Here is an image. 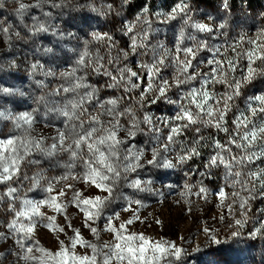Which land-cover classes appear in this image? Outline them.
I'll list each match as a JSON object with an SVG mask.
<instances>
[{
    "label": "rangeland",
    "instance_id": "obj_1",
    "mask_svg": "<svg viewBox=\"0 0 264 264\" xmlns=\"http://www.w3.org/2000/svg\"><path fill=\"white\" fill-rule=\"evenodd\" d=\"M138 1L65 0L60 7L45 4L43 8H31L21 19L17 15L18 3L3 0L0 29L8 31H0V88H10L13 92L0 94V112L4 117H11H0V139L24 137L28 126L17 127L15 119L22 114L32 115L30 135L42 138L46 147L53 144L59 133L67 134L69 121L60 114V109L74 94L52 93L67 86L59 74L70 72L81 54L88 51L86 60L95 61L99 55L103 65L100 72L92 67L77 72L90 88L96 89L95 98L86 105L88 114L96 115L99 105L109 99L118 100V111L130 109L135 114L132 118L141 122L140 131L132 138L124 131L118 133L119 138L125 141L120 145L123 149L121 156L128 149H134L142 152L143 157L140 167L127 172L121 167V175L116 181L106 182L111 188L109 194L87 179L86 165L91 156L86 147L82 158H73L68 151H56L52 156L33 151L22 162L20 175L11 182V186L17 189L16 193L0 201V264H39L43 254L38 249L43 248L55 256L62 246L68 257L65 264H73L72 255H94L88 244L99 249L105 243L117 242L115 234L105 230L109 225L117 229L124 225L125 235H142L153 244L174 245L181 250L179 256L172 252L160 255L149 251V257H158L150 264H264V188L249 176V173H259L264 169V156L259 155L262 141L258 140L248 150L258 155L251 161L244 160L241 165L233 164L231 172L222 164H210L211 158L219 151L217 143L231 149L230 153L222 155H245L235 147V143H229L230 140L240 142L239 136L247 130L238 128L235 121L247 117L251 121L249 128L264 125V113L259 111L261 105L255 99L264 95V62L257 59L252 65L257 74L250 82L245 81L249 67L246 52L257 47L260 42L258 34L264 33V0H227V6L225 0ZM23 2L33 4L35 0ZM181 2L187 5V15L193 22L206 24L212 31L200 32L186 25L184 14L174 20H165V15L171 14ZM53 3L59 4L60 0H53ZM34 17L45 22L49 31L33 35L29 29L35 23ZM144 19L149 23H144ZM129 24L135 26L133 33H127ZM182 30L184 39L181 44ZM94 33L107 34L111 42L93 40ZM145 33L146 47L133 53L130 37ZM191 36H195V40ZM200 42L203 44L196 51L192 67L186 74L195 75L197 79L179 88L171 87L164 98L156 99L158 92H148L149 76L141 70V64L155 63L159 54L168 50L171 55L153 79L155 85L165 80L169 85H175L177 47L181 48L179 56L183 60L182 49L190 47L196 50V44ZM237 44L240 46L234 49ZM49 48L51 52L45 51ZM217 48L219 53H215ZM225 51L228 58L235 59L236 71L229 74L230 79L241 82L240 94L230 101L231 110L225 117L228 132L193 125L176 137V143H170V127L179 126V122H175V116L181 110L179 106L188 105L186 94L201 88V78L208 81L206 89L217 96L231 91L224 83L212 85L210 79L215 78L211 74L216 66L208 61L213 60L215 54V59L223 62ZM124 53L131 54L125 59ZM238 53L243 58H237ZM32 64L41 65L43 71L55 72L56 75L45 77L39 72L33 75ZM125 66L138 73L140 79L133 78V82L139 87L129 91L123 86L110 87L112 78L104 72L117 76V70ZM85 91L88 89H80L81 93ZM41 97L46 103L41 102ZM253 108L257 109L255 116L252 115ZM145 116L151 117V125L143 123ZM110 119L107 115L102 117L105 122ZM119 120L124 128L131 126L129 116H120ZM79 123V120L72 122L74 125ZM84 127H88L87 121ZM197 127L199 130H194ZM192 148L199 154L181 162L179 157L188 156ZM154 151H159L160 155L153 157ZM151 160L156 164L148 163ZM169 162L171 167L166 166ZM113 163L124 165L127 161L114 159ZM236 171L241 175L235 176ZM38 175L43 179L40 186H35L33 178ZM135 181L140 182V188L131 186ZM50 184L53 186L51 192L47 191ZM221 191L226 194L223 202ZM61 192L64 196H60ZM0 193H7V186L0 185ZM77 193L80 199H104L105 203L99 209L91 207L92 213L99 211L98 218L89 219L85 215L83 209L86 206L77 205L73 200ZM50 196L57 198L62 210L57 211L43 203ZM241 198L247 200L244 208L241 207ZM24 200L40 204L39 211L43 215L33 216L31 220L17 217L12 209L23 210ZM48 218H52V226ZM129 220L133 222L128 224ZM237 220L243 221V226L237 225ZM13 221L25 225L31 223L34 232L25 238L24 233L8 227ZM92 227L97 228L99 238L91 232ZM74 239H82L84 244L77 242L73 246ZM29 248L31 253L26 251ZM103 251L107 253L108 249ZM25 255L36 259L26 262ZM44 259H47V264H59L61 257ZM102 261L103 256L97 255V264H102ZM113 264L117 262L113 260Z\"/></svg>",
    "mask_w": 264,
    "mask_h": 264
},
{
    "label": "snow or ice",
    "instance_id": "obj_2",
    "mask_svg": "<svg viewBox=\"0 0 264 264\" xmlns=\"http://www.w3.org/2000/svg\"><path fill=\"white\" fill-rule=\"evenodd\" d=\"M18 3L17 15L23 18L24 14H26L31 8H43L45 4H51L52 7H60L63 5L65 0H60V3H53V0H35L33 4H25L23 0H15ZM124 3H127V0H123ZM225 6H227V0H225ZM0 7H3V0H0ZM111 10V6H108ZM187 5L183 2L176 5V7L172 10L171 14L165 15V20H174L178 15L184 14L185 24L195 28L200 32H211L212 29L206 24L193 22L191 17L187 15ZM147 9H145V13ZM45 16H48V13H44ZM164 15V14H160ZM35 23L29 29L33 35L38 33H43L49 31V26L46 25L45 22H41L39 18H33ZM140 18L138 17V20ZM144 23H149L147 19H144ZM220 27H223L221 25ZM134 25H127L126 30L127 33L134 32ZM4 33H7V29H0ZM17 36L19 33L16 34ZM260 37V42L257 43V47L253 50L247 51L246 56L249 61L248 74L245 77L246 82H250L253 77L257 74V69L252 65L255 63L257 59L264 62V33L258 34ZM181 44L184 39V31L182 30L180 33ZM7 38V37H6ZM191 39L195 40V36H191ZM132 40L131 48L133 53H135L139 48L146 47L144 43L147 40V34L130 37ZM93 40L108 43L111 42V37L107 34L101 35L99 33L93 34ZM139 41V42H138ZM248 43H255L254 41H248ZM203 42L196 44V50L190 47H186L182 49L183 56L185 59L181 60L179 53L181 52V48L178 46L176 49L177 55L174 57V62L176 65L177 75L173 77V83L177 88H179L182 84H190L193 80L197 79L195 75H186L188 73L189 68L192 67V60L195 59L196 51L202 46ZM240 45H234L233 48H238ZM163 47V46H161ZM45 51H48L46 49ZM220 49L217 48L215 53H219ZM171 55L168 50L159 54V58L155 63L152 64H141L140 68L142 71L148 73L149 81H148V92H158L159 96L155 97L156 99L166 97L167 92L170 90L169 83L167 80L163 81V83L159 85H155L154 77H156L159 73L160 66L166 64L167 57ZM88 51H84L81 54V57L76 62V67H73L72 70L61 72L59 75L62 79L67 82V86L54 90L53 95H60L62 93H72L73 98L68 99L63 108L60 109L62 114L68 119L69 126L67 130V134L59 133L56 138H54V142L50 146H45L42 138H32L30 135V129L33 124V117L31 114H22L16 117V126L22 127L23 125H27L28 128L25 129V135L23 138L17 139H0V185L7 186V193H0V201H2L5 196L12 197L14 193H16L17 189L11 186V182L20 175L21 172V164L25 161L26 157L31 155L33 151L41 152L47 156H52L56 151H68L73 158H82V153L86 147L87 152L90 154L91 159L86 165L88 171L86 173L87 179L93 183L97 188L101 191L111 193V188L108 187L106 182L114 183L116 179L121 175V167L125 172L134 171L137 167H140V160L143 157L142 152H138L134 149H128L127 153L121 156L123 149L120 148V145L124 144L125 141L120 139L118 133L124 131L127 133L129 138H132L136 135L137 132L140 131V121L132 118L134 117V113L130 109H126L124 111H118V100L109 99L105 101L103 104L99 105V111L96 115H90L87 112V103L91 102L96 96V89L90 88V86L84 82L83 77L77 75L78 71L83 70L87 67H92V69L96 72H100L103 65L100 63L101 57L97 55L95 61L86 60L85 57H88ZM224 61L214 59L208 61L209 64H215V69L211 76L215 78H211V84L215 85L216 83H224L229 86L231 89L230 92L221 94L217 96L214 92H211L206 89L205 85L208 81L201 78V88L200 89H192L190 92L186 94V99H188V105L181 104L180 111L175 116V122H179V126H171L170 127V135L168 136V141L170 143H176V137L182 134L183 130L189 128L193 125L203 126L205 128L215 127L219 131L228 132V128L225 127V117L227 113L231 110L230 101L234 98V96H238L240 94L239 89L241 88V82L235 81L234 78L230 79V73L235 72V59L227 57V51L224 53ZM237 58H243L239 53L237 54ZM119 59L118 57L116 58ZM41 65L32 64L31 70L32 74H39L48 77L55 76V72L51 71H43ZM118 75L113 76L111 72L105 71L104 75H108L112 78V84L110 87H118L123 86L126 91L136 89L139 87L138 84L133 82V78L137 80L140 79L138 73L133 71L130 67L125 66L117 70ZM43 87V84L41 85ZM80 89H88L83 93L80 92ZM13 90L10 88H0V94H12ZM143 99V97H141ZM255 99L260 103L261 107L259 109L260 112L264 113V95L257 96ZM41 102H45L44 97L40 98ZM214 102V103H212ZM169 103H172L169 100ZM110 106V107H109ZM192 106H194V110H192ZM257 109H252V115L255 116ZM111 117L110 121H103V116ZM120 116H129L130 119V127L124 128V126L120 123ZM0 117L3 118H11L4 117V113L0 112ZM79 120L80 123L78 125L72 124L73 121ZM88 122V127H84V122ZM143 123L152 124V119L149 116H145ZM238 128L247 129L239 136V141L236 142L234 140H230L229 143H235V147L237 149H241L245 155L242 156H226L222 155V153H230V148H225L223 144L217 143L216 147L219 149L217 155L212 157L210 160L211 165L222 164L226 169L231 172L233 168V164L241 165L244 160L251 161L258 154L255 152H249L248 150L253 147V145L259 140L261 143V152L259 155L264 156V125L253 126L249 128L251 121L245 117L242 120L235 121ZM79 129V130H77ZM194 130H199L197 127ZM106 149L107 151H105ZM167 147L165 148V151ZM7 153V155H5ZM199 153L195 148L189 150L188 156H180L179 159L181 162H184L186 159L191 158L192 155H198ZM153 157H157L160 155L159 151H154L152 153ZM124 160L127 161L126 164L121 165L119 163H113V160ZM148 163L156 164L155 160L148 161ZM166 166L171 167V163H167ZM235 176H240L241 173L236 171L234 173ZM250 177L255 178L261 188H264V169H261L259 173L252 172L249 173ZM43 179L42 176H37L33 178V183L35 186H40V180ZM61 179H66V177H62ZM133 187L140 188V182H133ZM245 187L247 185L245 184ZM53 190V186L50 184L48 186L47 191L51 192ZM254 190V189H253ZM60 196H64V193L61 192ZM80 194L77 193L73 196V200L77 202V205L83 204L86 207L83 209L85 215L89 219H94L99 217V211L92 213L91 207L99 209L104 203V199L100 197H96L94 199H80ZM226 194L224 191L220 192L221 202L225 199ZM47 206L53 207L55 210H62L63 206L57 203V198L54 196H50L48 200L43 202ZM24 208L23 210H17L15 208L12 209L15 212L17 217L26 218L31 220V217L36 215H43L40 213V204H34L32 201L24 200L23 201ZM247 205V200L241 198V207L244 208ZM118 218V217H117ZM49 225L52 226V218H48ZM133 221L129 220L127 223L131 224ZM17 223L19 221H13L8 227L16 232L24 233L25 238H29V234L34 232V227L31 223L25 225L23 223H19V227H17ZM237 225L243 226V221L237 220ZM62 231V229H59ZM91 232L97 235L99 238L98 230L95 227H92ZM108 232H112L115 234V240L117 241L114 244L105 243L100 246L98 249L94 244H88L87 247H90L94 253L91 257L88 256H75L72 255L70 258L73 261V264H97V255L103 256L102 264H113V260L117 262V264H123L124 261H127V264H150L151 260L158 259L156 255H152L149 257L147 254L151 251L153 254L159 253L160 255L168 254L169 252L174 253L176 256L180 255V249L175 248L174 245L164 246L163 243H151L145 237L138 236L135 234L125 235L126 228L124 225H121L119 229L115 226L109 225L106 229ZM2 235V234H0ZM79 236V233H77ZM139 241V243H137ZM79 242L84 244V241L81 239L79 241L73 240V246ZM107 248L108 252L105 253L103 250ZM28 253L32 252V249L29 248L26 250ZM43 254L39 264H47V259L44 257L51 258L53 260L56 257H61L59 264H65V260L68 258L66 254V250L62 249L59 253H56L53 256L51 253L47 252L45 249H38ZM25 261L35 260V257L30 255L24 256Z\"/></svg>",
    "mask_w": 264,
    "mask_h": 264
},
{
    "label": "clouds",
    "instance_id": "obj_3",
    "mask_svg": "<svg viewBox=\"0 0 264 264\" xmlns=\"http://www.w3.org/2000/svg\"><path fill=\"white\" fill-rule=\"evenodd\" d=\"M51 51H52V49L49 48L47 52H51ZM130 54L131 53H124V58L127 59ZM13 64H14V62H13ZM173 86H175V85H169V88L171 89V87H173ZM60 114L63 115L61 111H60Z\"/></svg>",
    "mask_w": 264,
    "mask_h": 264
},
{
    "label": "trees",
    "instance_id": "obj_4",
    "mask_svg": "<svg viewBox=\"0 0 264 264\" xmlns=\"http://www.w3.org/2000/svg\"><path fill=\"white\" fill-rule=\"evenodd\" d=\"M138 2H142V1L140 0V1H138ZM138 2H137V3H138Z\"/></svg>",
    "mask_w": 264,
    "mask_h": 264
}]
</instances>
